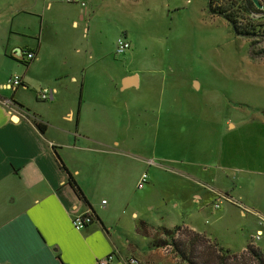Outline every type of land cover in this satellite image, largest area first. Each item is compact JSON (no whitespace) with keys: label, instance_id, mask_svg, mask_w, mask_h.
Masks as SVG:
<instances>
[{"label":"crops","instance_id":"1","mask_svg":"<svg viewBox=\"0 0 264 264\" xmlns=\"http://www.w3.org/2000/svg\"><path fill=\"white\" fill-rule=\"evenodd\" d=\"M82 1L84 6L0 0V264H100L111 254L112 264H129L131 258L140 264H183L170 247H151L161 226L183 225L232 249L233 205L258 222L256 212L264 215V128L223 119L214 148L201 131H210V118L190 108L164 109L162 102H150V95L127 94L144 83L140 70L131 71L134 54L128 50L121 58L116 52L120 37L133 48L129 33L121 27L110 46L103 40L99 45L97 38L107 29L101 14H112L113 3ZM28 52L35 57L26 59ZM112 55L117 60L108 62ZM15 75L24 83L10 88ZM42 87L56 90L51 100L39 99ZM169 131L177 134L174 140H187L188 159H166L167 169L154 164L147 149L157 148ZM215 151L213 162L200 161ZM56 153L92 208L68 184ZM158 172L170 175L177 192L172 209L187 216L180 223L151 220L153 228L139 233L138 221L148 220L138 182L148 173V184L155 186ZM228 182L234 195L223 191ZM222 198L230 204H222ZM166 200L162 196L151 210L168 213ZM207 206L219 212L211 222L204 218ZM90 211L100 219L78 230L74 219ZM257 226L247 238L256 235Z\"/></svg>","mask_w":264,"mask_h":264},{"label":"rangeland","instance_id":"2","mask_svg":"<svg viewBox=\"0 0 264 264\" xmlns=\"http://www.w3.org/2000/svg\"><path fill=\"white\" fill-rule=\"evenodd\" d=\"M110 1L113 13L102 11L107 29L97 39L99 45L103 40V45L110 46L117 33H121V27L128 31L133 48L127 53L135 56L131 71L140 70L144 83L141 89H130L127 94L150 95L153 98L150 102L157 106L162 102L164 109L182 111L190 108L200 112L204 118H210V131L206 127L201 131H204L206 142L214 148L219 142L218 133L223 119L249 121L251 125L264 128L260 124L264 123V56L252 55L250 41L237 35L224 17L212 14L209 0ZM263 46L264 43L257 47ZM118 55L121 58L125 56L123 53ZM108 60L115 62L117 59L112 55ZM196 81L201 83L200 86ZM176 136L170 131L162 133L159 146L148 147L147 156L154 164L169 169L171 164L166 159H188L187 140H174ZM215 158L216 151L199 157L200 161L205 159L208 163ZM257 181L260 183L261 177L254 179V183ZM153 184L138 188L144 198L141 202L143 217L148 222L166 217L167 223H180L182 216L187 214L178 215L171 207L177 192L172 189L170 175L158 172L155 186ZM224 185V193L229 191L226 193L234 195L231 182ZM162 196L167 199L169 207L168 213L160 214L150 207L152 203L157 205ZM226 200L223 199L222 204L228 206L230 203ZM233 206L236 212L233 222L229 223L234 230L230 235L233 251L241 252L240 249L246 248L250 240L264 248V239L260 242L247 238L248 233L256 231L260 219L258 222L250 212L245 217L238 206ZM218 213L212 206H207L204 218L211 222L217 219ZM198 216L203 220L202 213ZM127 218H130L129 213ZM135 238L143 241V238Z\"/></svg>","mask_w":264,"mask_h":264},{"label":"trees","instance_id":"3","mask_svg":"<svg viewBox=\"0 0 264 264\" xmlns=\"http://www.w3.org/2000/svg\"><path fill=\"white\" fill-rule=\"evenodd\" d=\"M261 5L262 7H259L254 0H209L211 13L224 17L237 35L250 41L251 53L254 57L264 56V46L257 47L264 43V0H261ZM38 126L42 131L45 130L43 124ZM56 156L61 168L67 173L68 184L78 198L92 208L75 176L58 153ZM90 216L94 222L100 219L95 211H90ZM152 228L153 225L146 220L141 219L137 223L139 233ZM157 229L158 231L151 236V247H170L186 264H264V248L255 245L251 240L245 250L235 252L224 246L217 238L183 225L172 228L161 226Z\"/></svg>","mask_w":264,"mask_h":264},{"label":"built area","instance_id":"4","mask_svg":"<svg viewBox=\"0 0 264 264\" xmlns=\"http://www.w3.org/2000/svg\"><path fill=\"white\" fill-rule=\"evenodd\" d=\"M66 1L70 3L78 2V3H81L83 6L85 5V2H83L82 0H66ZM131 47H132V44L130 41L126 40L124 37H120L117 41L116 52L126 53L128 50L131 49ZM34 57L35 55L33 53L31 52L26 53V59H33ZM23 83H24L23 78L20 77L19 75H15L8 80L7 86L10 88H14V87L23 85ZM55 92L56 90H54L53 88L42 87L39 89L38 97L40 100H43V101L51 100L54 97ZM148 180H149L148 173H144L138 182V187L140 189L143 188L148 183ZM241 206L244 207V205H241ZM214 207L216 209H220L221 203L216 202L214 204ZM256 214L260 219V223H259L260 228L257 231L256 235L252 238L254 241L260 240L264 234V215L259 212H256ZM93 222H94V219L90 216V212L83 214L81 216H78L74 219V225L78 230L86 228L87 226L91 225ZM113 261H114V256L113 254H111L110 256L104 259H101L100 264H112ZM129 264H140V261L136 258H131L129 260Z\"/></svg>","mask_w":264,"mask_h":264},{"label":"water","instance_id":"5","mask_svg":"<svg viewBox=\"0 0 264 264\" xmlns=\"http://www.w3.org/2000/svg\"><path fill=\"white\" fill-rule=\"evenodd\" d=\"M254 2H255L259 7H262V5H261V1H260V0H254Z\"/></svg>","mask_w":264,"mask_h":264}]
</instances>
